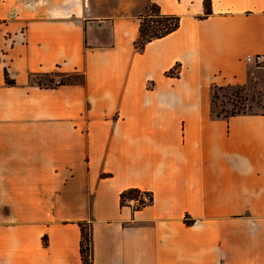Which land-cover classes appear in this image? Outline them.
<instances>
[{
	"label": "crops",
	"instance_id": "obj_1",
	"mask_svg": "<svg viewBox=\"0 0 264 264\" xmlns=\"http://www.w3.org/2000/svg\"><path fill=\"white\" fill-rule=\"evenodd\" d=\"M257 55L264 0H0V264H83L81 222L93 264H264V114L212 111Z\"/></svg>",
	"mask_w": 264,
	"mask_h": 264
},
{
	"label": "trees",
	"instance_id": "obj_2",
	"mask_svg": "<svg viewBox=\"0 0 264 264\" xmlns=\"http://www.w3.org/2000/svg\"><path fill=\"white\" fill-rule=\"evenodd\" d=\"M141 26H140V37L136 42V47L138 51H141L145 48L146 44L169 35L178 29L180 25V18L175 15H164L161 13L160 8L155 4H149L148 13L140 17ZM172 74V73H171ZM70 81V79H68ZM53 82V81H51ZM60 83H62L60 81ZM225 87H217L213 92L212 100V111L213 115L216 118L229 119L232 116L236 115H245V114H258L251 112L245 108V103L241 101V97L238 96L236 103L235 100L229 98V100L221 102V110L218 108L217 100L219 99L217 89L223 90ZM231 88L232 86H228ZM232 103L233 107H226L227 104ZM264 114V111L261 113ZM140 199L142 205H144L147 198L148 202L153 200L152 193H142L137 189H130L122 193L121 203L122 206L126 205V202L132 199ZM82 231V241H81V254L83 264H93V255H92V233L90 224L86 222H81L80 224Z\"/></svg>",
	"mask_w": 264,
	"mask_h": 264
},
{
	"label": "rangeland",
	"instance_id": "obj_3",
	"mask_svg": "<svg viewBox=\"0 0 264 264\" xmlns=\"http://www.w3.org/2000/svg\"><path fill=\"white\" fill-rule=\"evenodd\" d=\"M46 79V78H43ZM73 80H82L81 76H74ZM67 80V78H65ZM217 93L219 99L217 100L218 108L221 110V102L228 101L229 98L232 100H237V97L240 96L242 99L241 101L245 103V108L254 113H262L264 111V88L260 89H248L247 87H239V86H232L229 88L228 86L223 89H217ZM228 108H232V103L226 105ZM214 116V115H213ZM215 117V116H214Z\"/></svg>",
	"mask_w": 264,
	"mask_h": 264
},
{
	"label": "built area",
	"instance_id": "obj_4",
	"mask_svg": "<svg viewBox=\"0 0 264 264\" xmlns=\"http://www.w3.org/2000/svg\"><path fill=\"white\" fill-rule=\"evenodd\" d=\"M257 63L258 66L260 67H264V55H257L255 57H248L247 61H254ZM127 206H131V207H137V206H142V203L140 202V199H132L129 200L128 202H126Z\"/></svg>",
	"mask_w": 264,
	"mask_h": 264
}]
</instances>
